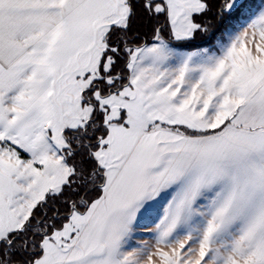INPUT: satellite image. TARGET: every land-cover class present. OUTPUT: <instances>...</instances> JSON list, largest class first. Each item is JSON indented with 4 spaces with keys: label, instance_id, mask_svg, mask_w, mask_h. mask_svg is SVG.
<instances>
[{
    "label": "rangeland",
    "instance_id": "rangeland-1",
    "mask_svg": "<svg viewBox=\"0 0 264 264\" xmlns=\"http://www.w3.org/2000/svg\"><path fill=\"white\" fill-rule=\"evenodd\" d=\"M163 8L170 39L178 43L193 37L199 27L193 17L204 12L205 5L201 0H178L165 6L155 3L153 10L160 13ZM222 13L217 32L210 36L204 30L200 34L201 38L206 36L208 43L190 50L250 53L247 65L261 67L264 80V0H228ZM129 15L128 8L116 11L115 26H126ZM86 28L89 26L72 29L76 34L69 46L77 52L71 55L68 66L53 70L50 62L39 68L35 80L31 72L13 78L0 76V241L24 226L40 196L57 193L67 179L69 167L63 156L67 142L63 131L82 129L93 113L99 112L106 134L90 155L97 161L105 183L102 167L121 161L135 141L134 134L140 127H147L153 116L170 113L158 104L146 108L148 96L155 102L161 94L159 86L165 80L162 75L144 76L141 71L172 66L178 62L176 53L188 49L178 48L158 35L152 43L128 48L127 72H134V80L118 88L121 79L112 73L108 75L113 59L104 57L108 46L104 28L101 33V27L95 28L91 35L89 28L88 38ZM29 83H35V87L27 88ZM100 84L101 89L89 90ZM104 84L118 89L105 95ZM261 95L256 108L244 109L245 115L237 108V119L234 121L232 117V122L246 124L240 121H249L256 115L257 121L252 119L254 123L247 125L264 127V81ZM260 102L262 105H258ZM163 103L160 101L159 105ZM35 164L39 165L38 170H31ZM241 185L214 188L208 193L209 201L213 199L215 216L204 211L206 202L201 197L191 211L187 200L178 197L175 203L177 191L171 190L170 194L169 189H164L151 208L158 207L152 211L153 232L138 235L135 230L128 237L122 249L123 264H264V170L259 176L248 175ZM164 197L171 198L169 206L173 214L178 209L177 219L166 218L168 227L178 226V233L173 235L162 224ZM72 213L73 217L69 216L58 228L41 237L39 253L32 254V264L57 263L59 246L78 225L77 212ZM164 228L168 235H162Z\"/></svg>",
    "mask_w": 264,
    "mask_h": 264
},
{
    "label": "crops",
    "instance_id": "crops-1",
    "mask_svg": "<svg viewBox=\"0 0 264 264\" xmlns=\"http://www.w3.org/2000/svg\"><path fill=\"white\" fill-rule=\"evenodd\" d=\"M123 8L130 11L128 0H0V76L31 72L35 80L39 68L50 62L53 70L68 66L77 52L69 46L76 34L72 29L89 26L91 35L101 27L99 32L104 28L106 36L116 25V11ZM192 50L178 51V62L172 66L141 71L165 80L155 102L148 96L146 108L158 104L170 113L153 116L147 127L134 134L135 141L121 161L102 167V194L84 212L76 211V231L59 246L56 264H123L122 249L128 237L135 230L138 235L153 232L152 211L158 207L151 208L164 189L170 194L177 191L175 203L178 197L187 200L191 211L201 197L206 202L204 211L215 216L213 199L207 196L210 191L243 186L248 175L259 176L264 170V127L247 125L257 121L256 115L251 116L253 121H240L246 124L232 122V117L237 119V108L245 115L246 107L256 108V100L263 98L261 67L247 65L250 53ZM128 74L127 86L134 80V72ZM28 85L35 87V83ZM160 101L164 103L159 105ZM168 197L162 199L165 213L161 218L173 235L178 226L168 227L166 218L177 219L178 209L173 214ZM44 198L40 196L31 210ZM165 228L164 236L169 234Z\"/></svg>",
    "mask_w": 264,
    "mask_h": 264
},
{
    "label": "trees",
    "instance_id": "trees-1",
    "mask_svg": "<svg viewBox=\"0 0 264 264\" xmlns=\"http://www.w3.org/2000/svg\"><path fill=\"white\" fill-rule=\"evenodd\" d=\"M201 1L204 2L205 10L193 17L199 24L193 37L187 41L174 43L170 39L165 22V8L160 13H155L153 10L157 0H128L129 23L123 27H112L105 38L108 46L104 57L107 55L113 59L108 75L113 74L121 79L118 88L127 84L128 81V48L152 43L156 35L181 49H195L208 43L206 36L201 38L200 34L207 30L212 36L220 29L222 11L228 0ZM102 86L105 87V95L109 90L118 89H110L107 84ZM97 87L101 89V84L89 90L95 91ZM100 91L103 94V91ZM85 100L88 101V99ZM101 119L102 116L96 111L82 129L63 132L67 142L63 156L70 168V174L57 193L46 196L44 201L33 208L28 221L20 230L9 235L7 240L0 241V264H32L31 257L32 254L39 253L38 241L41 237L48 235L52 229L58 228L64 220L68 219L72 211L84 212L92 201L101 196L104 184L103 174L98 168L97 161L90 155L92 149L106 134V128L102 125ZM178 129L186 134H195L182 127Z\"/></svg>",
    "mask_w": 264,
    "mask_h": 264
}]
</instances>
